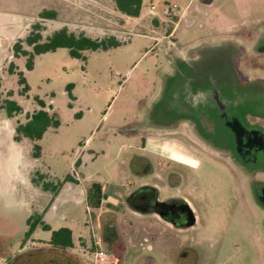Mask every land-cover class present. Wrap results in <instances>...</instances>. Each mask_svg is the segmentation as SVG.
Returning a JSON list of instances; mask_svg holds the SVG:
<instances>
[{
    "label": "rangeland",
    "instance_id": "374dc122",
    "mask_svg": "<svg viewBox=\"0 0 264 264\" xmlns=\"http://www.w3.org/2000/svg\"><path fill=\"white\" fill-rule=\"evenodd\" d=\"M46 9H55L56 19L40 18V12ZM36 23L42 40L66 27L92 38L113 35L121 45L108 50H85L84 60L70 56L67 48H58L36 55L33 67L27 69L26 57L14 56L12 43L24 39ZM258 24H264V0H216L210 6L198 0H143L138 17L121 13L113 0H0V105L12 98L22 108L12 117L0 108V261L7 257L11 264H62L68 258L71 264H77L75 259L91 264L89 253L78 248L81 243L90 245L93 231L101 246L116 254L118 264H149L144 258L146 253L152 254L156 264H167L166 256L145 250L150 224L147 216L120 202L121 194L129 188L127 184L133 181L127 167L129 159L149 121L167 120L161 113L151 117V111L163 108L165 103L158 104L157 100L172 86L173 74L188 71L185 62L199 54L208 57L205 64L232 77L234 82L249 78V87L261 88L250 91L242 111L259 114L264 120V51H251L253 44L260 43L258 35L264 34V27L259 29ZM238 45L242 51L237 50ZM22 46L31 50L25 42ZM235 53L234 63L231 55ZM10 62L23 72L29 87L26 95L20 92L17 74L8 72ZM34 97L44 101L60 125L48 128L37 140L23 136L16 141V125L39 108ZM156 132H146L151 138L147 150L167 153L151 137H160ZM34 143L39 146L37 157L33 155ZM206 168L213 170L217 218L216 222L206 218L205 234L215 228L216 246L234 256L230 264H264V242L260 250L253 244V202L249 198L248 213L236 211L234 206L230 210V204L225 203L230 193L228 184L236 182L208 162ZM37 172L43 180L53 183L68 176L74 179V175L80 187L89 188L92 182H99L109 194L94 213L91 206L87 212L84 204H75L73 196L68 195L69 219H77L80 225L74 227L68 251L52 249L48 230L40 228L32 238H24L25 214L19 202L47 200L42 194L37 196L31 187ZM102 217L111 218L117 233L104 244ZM153 225V239L160 247L163 226ZM204 244L197 247H208ZM199 253L191 255L192 260L204 264L203 252Z\"/></svg>",
    "mask_w": 264,
    "mask_h": 264
},
{
    "label": "flooded vegetation",
    "instance_id": "af4514ba",
    "mask_svg": "<svg viewBox=\"0 0 264 264\" xmlns=\"http://www.w3.org/2000/svg\"><path fill=\"white\" fill-rule=\"evenodd\" d=\"M198 1L210 6L216 0ZM258 26L260 29L264 24ZM263 39L264 34H259L256 40L260 43L253 44L251 51H264ZM242 48L238 45L237 50ZM207 58L199 54L186 61L189 70L175 72L172 86L158 98V104H165L159 110L153 109L151 117L161 113L167 120L151 119L146 132L157 131L160 139L151 137L168 152L147 150L150 136L146 132L139 135L127 166L133 181L127 184L129 188L120 199L133 212L147 216L150 224L145 250L166 256L167 264H194L191 255H199L201 251L204 264H230L234 257L216 246L215 228L211 227L208 235L203 229L206 218L213 222L217 218L211 183L213 170L206 168L207 162L236 182L228 184L229 201H224L230 204L227 206L230 210L234 206L236 211L248 213L249 202H253L256 211L253 244L260 250L264 242V120L259 114L242 111L247 107L244 99L250 91L261 88L249 87V78L234 82L232 77L205 64ZM232 58L235 63L237 53ZM199 65L201 68L196 69ZM234 74H238L237 70ZM111 221L101 218L103 244L117 237L116 224L112 225ZM155 223L163 226L160 247L153 239ZM201 242L208 247H197ZM144 258L149 264H156L152 254L146 253ZM62 264L71 262L67 258ZM115 264H118L117 256Z\"/></svg>",
    "mask_w": 264,
    "mask_h": 264
},
{
    "label": "trees",
    "instance_id": "16d2710c",
    "mask_svg": "<svg viewBox=\"0 0 264 264\" xmlns=\"http://www.w3.org/2000/svg\"><path fill=\"white\" fill-rule=\"evenodd\" d=\"M116 8L123 14L130 17H138L142 8L143 0H113ZM40 18L54 19L56 12L54 10H43L39 14ZM22 42H25L30 49H26L22 46ZM121 45L115 36H107L102 38H92L85 34H75L72 31H68L66 27H61L54 30L51 34L47 35L42 40L40 33V25L34 24L32 30L25 36L24 39H18L12 44V51L14 56L26 57V68L31 69L33 67V59L36 55L55 51L58 48H67L70 56L74 58L85 59L83 51L85 50H108ZM9 73H15L18 76V84L20 86V92L27 94L28 85L25 81L22 71L16 69L13 62H10L8 66ZM71 85L68 86V91L71 92ZM8 95H11L9 91ZM39 108L33 110L27 114L25 122H19L15 127V134L13 139L19 141L21 137L26 136L32 140H37L42 137L44 132L52 127L57 128L60 125V121L54 112H51L46 108L44 101L41 98L34 97ZM0 108H5L9 117H12L22 111L21 106L12 98H6L0 105ZM39 146L34 143L33 155L37 157ZM37 178L32 177L34 184L40 185L44 190H51L56 192L64 181H75L71 176L66 177L62 182L53 183L51 181L43 180V175L37 172ZM102 195V185L99 182H92L87 190V200L91 207H99ZM41 225L43 229H49V227L41 221L39 215H32L27 221V230L24 233V238L27 240L31 237L35 227ZM53 247L62 248L66 251L72 246V233L67 227H61L51 232L50 239L48 241Z\"/></svg>",
    "mask_w": 264,
    "mask_h": 264
},
{
    "label": "crops",
    "instance_id": "0c3cea01",
    "mask_svg": "<svg viewBox=\"0 0 264 264\" xmlns=\"http://www.w3.org/2000/svg\"><path fill=\"white\" fill-rule=\"evenodd\" d=\"M49 10H54L55 12H57L55 9H49ZM78 182L79 181H65L56 192H52L51 190H44L40 185L34 184L32 182L33 184L31 185V187L33 188L34 193L37 194V196H41L42 194L43 196H45L47 200L44 203L29 201L26 199L19 202V206L24 211L25 214L24 233L28 228L27 226L28 219L32 215L37 214L40 216L41 221L49 227V229H44V230H48L50 232V236L53 230L59 229L61 227H67L71 230L72 241H73L74 227L76 226L77 228H79L80 225L78 223L76 224V222H78L77 219H75L74 221L73 219H69L70 217L68 214V209H66V205L69 203L67 199L68 195L73 196L74 199L73 202L75 204H84L87 212H90L89 204L87 200L88 186L80 187ZM102 194H103V198H102L103 201L105 199L107 200L109 194L105 193V186L103 184H102ZM91 209L92 212L94 213L98 208L91 207ZM75 218H77V214ZM60 221L64 222V224H59ZM40 228L43 229L41 225H37L33 233H35ZM33 233L31 234V238ZM80 238L81 240H83L82 237ZM52 249L56 251L59 250L58 248L53 246ZM5 258L8 259L7 257Z\"/></svg>",
    "mask_w": 264,
    "mask_h": 264
},
{
    "label": "built area",
    "instance_id": "2783aa9c",
    "mask_svg": "<svg viewBox=\"0 0 264 264\" xmlns=\"http://www.w3.org/2000/svg\"><path fill=\"white\" fill-rule=\"evenodd\" d=\"M74 177L77 178L75 175ZM92 234L93 239L91 240L90 245L87 247L83 243H81L78 250L80 252L87 251L89 253L91 264H115V253L111 250L102 247L100 241L95 238V234L93 231ZM0 264H11V262L9 259L4 258L0 261Z\"/></svg>",
    "mask_w": 264,
    "mask_h": 264
},
{
    "label": "clouds",
    "instance_id": "9594fccd",
    "mask_svg": "<svg viewBox=\"0 0 264 264\" xmlns=\"http://www.w3.org/2000/svg\"><path fill=\"white\" fill-rule=\"evenodd\" d=\"M200 96H201L202 98H205V99H206V95H205V94L201 93Z\"/></svg>",
    "mask_w": 264,
    "mask_h": 264
}]
</instances>
